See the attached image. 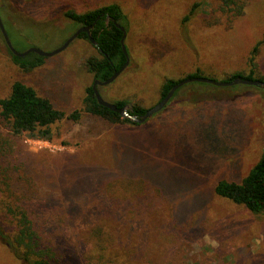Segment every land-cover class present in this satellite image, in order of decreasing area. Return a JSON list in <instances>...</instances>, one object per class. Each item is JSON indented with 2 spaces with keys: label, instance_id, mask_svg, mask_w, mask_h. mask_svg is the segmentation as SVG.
Instances as JSON below:
<instances>
[{
  "label": "rangeland",
  "instance_id": "obj_1",
  "mask_svg": "<svg viewBox=\"0 0 264 264\" xmlns=\"http://www.w3.org/2000/svg\"><path fill=\"white\" fill-rule=\"evenodd\" d=\"M110 3L126 16L129 61L98 87L107 102L150 108L167 78L195 71L219 81L251 69L264 76V0H246L239 16L222 12L221 0H0V17L17 52H49L78 28L66 11ZM92 55L96 47L77 37L24 71L0 33V98L21 81L66 113L82 109ZM263 149L264 88L251 85L189 82L143 123L83 112L54 123L50 139L14 136L0 116V161L12 189L47 224L45 236L79 248L61 264L95 262L85 239L101 229L122 245L115 264H264V213L214 192L219 180L240 182ZM0 264H14L1 247Z\"/></svg>",
  "mask_w": 264,
  "mask_h": 264
},
{
  "label": "trees",
  "instance_id": "obj_2",
  "mask_svg": "<svg viewBox=\"0 0 264 264\" xmlns=\"http://www.w3.org/2000/svg\"><path fill=\"white\" fill-rule=\"evenodd\" d=\"M245 2L246 0H221L220 9L222 12H230L233 13V16H239L243 13ZM189 14H192V10ZM64 15L78 27L92 25L90 34L97 44L95 47L98 55L87 57L84 66L92 74L93 80L103 81L122 67L126 57L120 44L122 31L116 24L124 27L125 31L128 29L124 25L126 16L117 3H110L83 12L68 10ZM188 16H185V19ZM78 38L88 40L85 32L81 33ZM258 45L259 42L252 48L250 54L253 56ZM7 50L13 62L19 63L24 71H30L43 62V57L36 53H29L34 55L31 61H23V57L15 56L8 48ZM252 61L253 57L250 55L249 64ZM253 72V69L247 74L236 72L225 78L224 81H229L236 76L264 81V76L256 78L253 76ZM194 76L202 75L199 71H195L186 77ZM182 79L167 78L161 85L160 99L168 93L175 83ZM114 104L117 107H122L126 101H116ZM82 105V109H74L66 113L56 108L48 98L39 95L33 87L21 81H14L9 94L0 98V116L8 124L12 135L18 136L28 133L32 137L43 139L51 138V126L54 123L62 119L78 121L83 112L99 116L111 123L140 124L99 105L91 86L86 88ZM147 109L139 104H133L128 111L131 114L141 116ZM9 178L7 169L0 161V247L8 252L11 261L14 264H61L70 258L76 259L79 248L68 249L63 244L66 240H62L58 235L57 240L51 234L45 236L47 224L38 220V214L33 208L21 203L19 195L14 192L10 185ZM214 192L217 196L241 205L252 213H264V149L257 162L240 182L219 180L214 187ZM108 210L109 208L105 207V211ZM110 212L112 213L110 219L116 218V214L118 216V212L114 209H111ZM86 235L88 238L85 240L95 250L91 254L96 253L95 262L87 260L88 263L115 264L117 261H115V257L121 255L122 251L119 240L115 241L109 237L107 229H101L95 234L89 232Z\"/></svg>",
  "mask_w": 264,
  "mask_h": 264
},
{
  "label": "water",
  "instance_id": "obj_3",
  "mask_svg": "<svg viewBox=\"0 0 264 264\" xmlns=\"http://www.w3.org/2000/svg\"><path fill=\"white\" fill-rule=\"evenodd\" d=\"M116 25L122 31V35H121V38H120V44H121V49H122V51H123V53H124V55L126 57L125 63L122 65V67H120V69L114 71L113 74L109 78H107V79H105L103 81H100L98 79L93 80V83L91 85V89H92L93 95H94V97H95V99H96V101H97V103L99 105L104 106V107L110 109L113 112L119 113L123 117H128L130 120H132V121H134L136 123H142V122L146 121L149 117H151L153 114H155L158 111H160L164 107V105L168 102V100L172 97L174 92L180 86H182V85H184L186 83H189V82H202V83L212 84V85H215V86H233V85L241 84V85H251V86H257V87L264 88V81H261L259 79L242 78L240 76H236V77H234L233 79H231L229 81H224V80L219 81V80H215V79H212V78H209V77H204V76L186 77V78L178 81L177 83H175L170 88L168 93L163 98H161L155 105H153L152 107L148 108L143 115L138 116V115H135V114H131V113H129L128 108L126 107V105H124L122 107H117L114 103H110V102L105 101L101 97V95H100V93L98 91V87L99 86L107 85V84L113 82L115 80V78L126 67V65L128 64V61H129L127 48H126V45L124 43L125 36H126V31H125L124 27L120 26L119 24H116ZM91 28H92V25L78 27L64 41V43L60 47H58V48H56V49H54L52 51H49V52H46V51H43L41 49L34 48V47H31V48L27 49L24 52H17L13 48V46L11 44V41L8 38V35H7L6 31H5L4 25H3L1 17H0V33H1L2 37H3L5 45H6V47L9 49V51L12 54H14L15 56H18V57L26 56L29 53H36L37 55L42 56V57H49V56L55 55V54L61 52L62 50H64L75 38H77L83 32L86 33L89 42L92 45L96 46L97 44H96L95 40L93 39V37L90 34V29Z\"/></svg>",
  "mask_w": 264,
  "mask_h": 264
}]
</instances>
